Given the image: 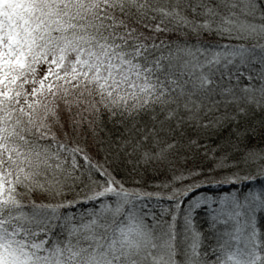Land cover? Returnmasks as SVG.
<instances>
[{
	"label": "snow or ice",
	"instance_id": "6c2138e0",
	"mask_svg": "<svg viewBox=\"0 0 264 264\" xmlns=\"http://www.w3.org/2000/svg\"><path fill=\"white\" fill-rule=\"evenodd\" d=\"M0 264H264V0H0Z\"/></svg>",
	"mask_w": 264,
	"mask_h": 264
}]
</instances>
